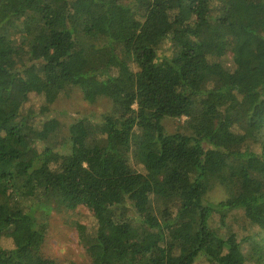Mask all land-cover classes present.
I'll list each match as a JSON object with an SVG mask.
<instances>
[{
    "label": "trees",
    "instance_id": "obj_1",
    "mask_svg": "<svg viewBox=\"0 0 264 264\" xmlns=\"http://www.w3.org/2000/svg\"><path fill=\"white\" fill-rule=\"evenodd\" d=\"M75 88L111 112L24 109ZM61 203L91 264H264V0H0V264H56L34 212Z\"/></svg>",
    "mask_w": 264,
    "mask_h": 264
},
{
    "label": "rangeland",
    "instance_id": "obj_2",
    "mask_svg": "<svg viewBox=\"0 0 264 264\" xmlns=\"http://www.w3.org/2000/svg\"><path fill=\"white\" fill-rule=\"evenodd\" d=\"M128 1V0H127ZM231 57V56H228ZM225 63L229 68L233 67L231 58L225 59ZM224 102V101H223ZM225 110L235 108L238 104V99L227 100ZM224 104V103H223ZM45 99L39 95H31L28 102L24 105V109L35 111L37 116L33 122H36L38 128H41L44 123L51 118H56L63 125L64 134L67 132L68 126L71 123L80 120L82 117H94L95 119L106 115L112 110L111 100L108 98H100L95 103H88L80 89L75 88L69 96H61L48 110L45 109ZM187 118H167L164 120V127L167 134L176 132H185ZM51 145V140L48 141ZM42 145L39 144V149L42 150ZM132 167L139 173H145L143 166L137 165L131 160ZM228 194L221 186L214 187L206 196V203H218ZM35 216L39 221H44L47 224V235L42 252L47 258L56 262V264H91V260L85 252V249L80 242L78 226H85L88 232H91L96 227V220L93 212L83 205L72 207L70 204L61 203L53 205L52 209H46L37 206ZM238 215L230 216L229 222L233 223L235 231L240 237H244L253 232L258 231L256 228H251L237 222ZM239 221V218H238ZM222 231H225L223 229ZM11 239H2L0 245L2 248H9L12 245Z\"/></svg>",
    "mask_w": 264,
    "mask_h": 264
}]
</instances>
